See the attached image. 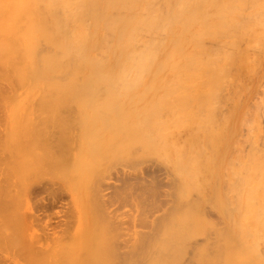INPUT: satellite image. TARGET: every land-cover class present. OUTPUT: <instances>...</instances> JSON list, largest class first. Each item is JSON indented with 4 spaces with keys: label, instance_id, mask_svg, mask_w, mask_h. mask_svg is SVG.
Here are the masks:
<instances>
[{
    "label": "bare ground",
    "instance_id": "bare-ground-1",
    "mask_svg": "<svg viewBox=\"0 0 264 264\" xmlns=\"http://www.w3.org/2000/svg\"><path fill=\"white\" fill-rule=\"evenodd\" d=\"M21 1L0 76L72 95L75 129L72 165L63 147L32 149L30 173L56 165L64 181L69 164L73 185L79 156L87 174L84 240L59 261L264 264V0ZM29 126L24 142L45 147L33 136L44 125ZM11 189L0 188V264H42L41 208L14 211Z\"/></svg>",
    "mask_w": 264,
    "mask_h": 264
},
{
    "label": "rangeland",
    "instance_id": "rangeland-1",
    "mask_svg": "<svg viewBox=\"0 0 264 264\" xmlns=\"http://www.w3.org/2000/svg\"><path fill=\"white\" fill-rule=\"evenodd\" d=\"M20 4H22L21 0H8V1L7 0H0V11H1L0 12V20H1L0 21L1 22L0 23V27H1L0 28V51H1L0 54L2 55V57H4L3 55L5 54V49H6L5 46H7V45H5V42L7 40V37H9V35L7 33V29H8L7 27L10 26L11 23H14V21H16L18 23L19 28H17V25H16L17 23H14L16 25L17 29H20L22 27V26H20V24H22V20H23V19L21 20V15L17 13V15H19V16L17 17L16 20L13 21L11 18L13 16H15L16 14H13V12H10L13 8H14L13 11L15 10V12H16V9H18ZM11 13L13 16L11 15ZM8 16L9 17L11 16V17L9 18ZM16 16L13 19H15ZM8 18H9V20H7ZM18 20H20V21H18ZM22 30L23 29L21 28V30H19V31H22ZM2 45L4 46V48L1 49ZM17 49L19 50V47ZM3 50H4V53H3ZM19 52L21 53V49L19 50ZM19 52H17L16 56L18 55ZM3 67H5V66H2V68ZM7 69H9V68L5 67L3 72H5V70H7ZM0 72L2 74H5L2 72L1 67H0ZM7 72H9V70ZM7 72L5 75L8 74ZM1 73H0V75L3 76ZM11 77L9 76V77H6L5 79L6 80L8 79L11 82V80L9 79ZM1 79H0L1 80L0 84L1 83L2 84L0 85V91L3 92V97H2V93L0 92V95H1L0 96V102L2 101L1 102L2 108L0 107V180H2V182H0V183H2L3 185L1 184L2 187H0V188H3V190L8 188L9 186L12 188L11 191L14 193V195H16V197L13 200L14 201L13 208L15 207L17 209V210H15V209H13V210L16 212L19 211L20 213H23L26 217H28V215L30 213L35 211L36 207L41 208L40 211H41L42 215H41L40 224L42 227V240H43V242H42L43 243L42 244L43 245L42 246V254H43L42 255V264H62L59 261V258H60L59 256H61L60 254H62L63 252H64V254H67V252L68 253L72 252V245L76 242V240H84V230L82 231V229H83L84 223H85V216H84L85 212H82V211L80 212V210H83L82 208H84V211H86L85 210L86 199L83 196L84 193L82 190H83V183L86 180L87 174L85 173V170L82 167H80V164H78L79 163V156H77V159H76V166H79V173H76L77 178L75 179L74 184L72 185L73 182L70 180L72 177L71 178L69 177L70 179L68 178V180H70V182L68 180H66L67 177L71 176V174H72V168H69V167H71V165H72L71 164V161H72V142H73L74 137H75L74 135L72 136V134L74 133V130H75V129H72V127H73V125H72L73 116L72 115H74V114L71 111L72 110V105H71L72 103H69V102H72V95H70V96L67 95L64 97L59 96V98H56L58 96H55V95H53V96L44 95V94L40 95V93L38 92V89H40L39 81L35 82L36 85L34 84L33 87H32L33 83L31 85H28V83H26V84L22 83L21 84V82H19V85L21 84L23 89H24V87L27 86L26 89L21 90L22 87L19 88L21 85L18 87V85L16 84L18 82V80L17 81L15 80L16 82L13 85H15V86L17 85V86H16V90L13 91L12 90L13 88H11V87H13V85L11 86V84H10V86H9L8 84L10 82L7 83L8 80L6 82V80L3 79V77H1ZM13 79H15V78H13ZM13 79H12L11 83H13ZM5 85H7V88H5L6 87ZM30 86L32 89H30ZM8 87L11 90H8ZM17 87H18V89H17ZM6 89L9 91L8 94H7L8 91ZM28 89H30L31 91L26 92L25 90H28ZM35 90H37V91H35ZM24 91L26 94L25 96H24ZM37 93H38V95H36ZM41 96L43 97V99ZM69 98L71 99V101ZM57 100H59V101H57ZM60 100L61 101H67V103L71 105V106H68L69 109H68V107H65L68 105L67 103L63 104L64 106L61 104V107L63 106L62 108L59 107L60 104H56V103L60 102ZM5 101H6V103L8 102V104H6ZM41 102L42 103L45 102V103L41 104ZM17 103H18V105H17ZM34 103H36V104H34ZM55 104H56V106H55ZM39 106H41V107H39ZM58 109H59V111H58ZM66 109H68V112ZM46 119L48 120V122L50 124L47 122ZM44 121H45V123H44ZM56 123H57V125H56ZM66 123H68V124H66ZM38 124L44 125L42 127L39 126L42 129H44V127H46V125L47 126L49 125V130H48V127H46V129H44V130L41 129L39 131L40 128H38V126H36ZM29 125H32V126L34 125L33 129H35L34 127L38 128V129H35L33 131V133L35 132V134H36V135H33L34 137L43 138V139L47 138V140L46 139L44 140L45 142L47 141V143L45 144V147L42 146L43 147L42 148L41 146H37V144H35L34 142L33 143L35 145L33 146V143H31L32 146L30 145L31 146L30 147L27 142H24L25 137L27 136V134L30 133V132L28 133V131L30 130L28 128L31 127ZM52 125H54V126H52ZM21 126L23 128H21ZM54 127L55 128L57 127L56 128L57 130ZM60 127L62 129L61 131H60ZM17 128H19L21 130H18ZM27 129H28V131H27ZM33 129L31 128V130H33ZM13 131L14 132L16 131V133H14ZM41 131H42V133H41ZM44 131H45L44 134H46L47 137H45L46 135L43 134ZM38 132H40V133H38ZM48 132H49V134H48ZM17 133H18L19 137H18V135H15ZM25 134H26V136H25ZM65 135H66V138H64ZM67 135L69 138L67 137ZM14 137H15V139H14ZM61 137H63V138H61ZM50 140H52V141L50 142ZM63 140H65V141H63ZM58 142H60L59 143L60 146H58V144H57ZM65 143H67V144H65ZM61 144H62V146H61ZM86 145H87V143L85 145H81L80 147L84 146L88 149L89 147H87ZM57 146H58V148H57ZM59 147H61L59 150L61 152L63 151L62 150L63 148H64V151L66 150L65 152L63 151L64 154L67 151L71 152L70 153L71 157L69 158V160L67 159V157L70 156L69 153H66V154H68V156H67V155H63V152L60 154H59V152H54V153H57L59 155L62 154L61 156H67V157H63V158L58 157L61 159L66 158V160H63L64 162L66 161V163H69V161H70L71 165H69V164L65 165L66 167H68V169H71V170L67 169V171H65V173L68 172L67 173L68 176L66 177V174L63 173V174H65L63 176L66 177V179H64V181H66V182H64L62 179L60 181V178H55L56 177L55 172L57 170L54 168L56 167V165H54V167H48L49 171L54 172V174H52V175H43L42 173H39V174H31L30 173L29 165H28V160H29L28 156H29L32 149H34V150L38 149L39 152H41V154H44L46 156H51L52 155L51 153H53L52 150L56 151V149L58 150ZM84 147L82 148V151L83 150L85 151ZM52 148H54V149H52ZM79 150L81 151V149H79ZM50 151H51V153H50ZM27 153H29V154H27ZM57 156L58 155H56V157ZM52 157H54V155ZM72 190H73V199H72ZM76 198H77V202L75 200ZM43 202L46 204V206ZM79 206H80V209L78 208ZM10 208H11V206H10ZM77 209H78V211H76ZM123 209H125V208L123 207ZM76 212L79 213L78 214L79 216L76 215L77 214ZM81 214H84V215H81ZM83 216H84V218H83ZM49 217H51L50 224L48 223ZM81 231H82V234L78 236V234ZM30 235H29V237H30ZM57 251H58V253H57Z\"/></svg>",
    "mask_w": 264,
    "mask_h": 264
}]
</instances>
